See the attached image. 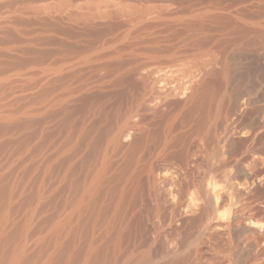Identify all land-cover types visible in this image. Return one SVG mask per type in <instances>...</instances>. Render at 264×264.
Segmentation results:
<instances>
[{
  "label": "rangeland",
  "instance_id": "obj_1",
  "mask_svg": "<svg viewBox=\"0 0 264 264\" xmlns=\"http://www.w3.org/2000/svg\"><path fill=\"white\" fill-rule=\"evenodd\" d=\"M0 264H264V0H0Z\"/></svg>",
  "mask_w": 264,
  "mask_h": 264
}]
</instances>
